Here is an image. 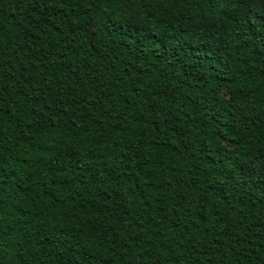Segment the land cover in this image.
<instances>
[{"label": "trees", "instance_id": "1", "mask_svg": "<svg viewBox=\"0 0 264 264\" xmlns=\"http://www.w3.org/2000/svg\"><path fill=\"white\" fill-rule=\"evenodd\" d=\"M0 264H264V0H0Z\"/></svg>", "mask_w": 264, "mask_h": 264}]
</instances>
